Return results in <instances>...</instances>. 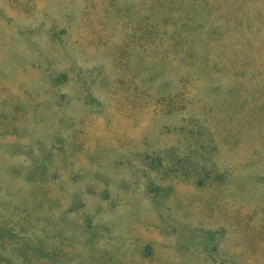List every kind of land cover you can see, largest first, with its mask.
Returning <instances> with one entry per match:
<instances>
[{
	"label": "rangeland",
	"instance_id": "1",
	"mask_svg": "<svg viewBox=\"0 0 264 264\" xmlns=\"http://www.w3.org/2000/svg\"><path fill=\"white\" fill-rule=\"evenodd\" d=\"M0 264H264V0H0Z\"/></svg>",
	"mask_w": 264,
	"mask_h": 264
}]
</instances>
